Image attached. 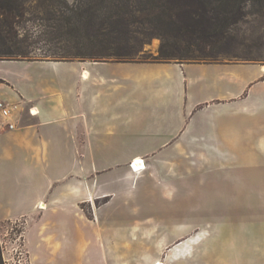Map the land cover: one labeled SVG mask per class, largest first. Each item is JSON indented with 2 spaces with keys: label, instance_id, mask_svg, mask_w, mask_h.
<instances>
[{
  "label": "crops",
  "instance_id": "obj_1",
  "mask_svg": "<svg viewBox=\"0 0 264 264\" xmlns=\"http://www.w3.org/2000/svg\"><path fill=\"white\" fill-rule=\"evenodd\" d=\"M0 100L12 106L0 112V236L20 222L29 264H78L84 205L93 228L111 200L125 205L143 187L176 199L195 194L196 178L199 198L212 180L214 200L197 205L212 211V241L192 255L160 251L192 205L180 220L135 221L158 244L141 264H205L212 247L213 264H264V64L0 59Z\"/></svg>",
  "mask_w": 264,
  "mask_h": 264
},
{
  "label": "trees",
  "instance_id": "obj_2",
  "mask_svg": "<svg viewBox=\"0 0 264 264\" xmlns=\"http://www.w3.org/2000/svg\"><path fill=\"white\" fill-rule=\"evenodd\" d=\"M250 1L0 0V59L213 62Z\"/></svg>",
  "mask_w": 264,
  "mask_h": 264
},
{
  "label": "rangeland",
  "instance_id": "obj_3",
  "mask_svg": "<svg viewBox=\"0 0 264 264\" xmlns=\"http://www.w3.org/2000/svg\"><path fill=\"white\" fill-rule=\"evenodd\" d=\"M159 46L160 39L152 38L144 49L146 53L155 56L158 54ZM219 48V55L214 58L215 61H253L264 64V0L250 1L247 5V13L232 28L230 37L225 39ZM205 181V184L201 186L200 196L203 198V202L209 203L214 200L212 180L208 178ZM145 183L148 184L144 181ZM140 185L141 182H138V190ZM190 185L195 194L178 195L176 199L173 197L165 199L162 194L156 196L153 193H146L145 187H143V190L139 194L136 193L132 200L125 201V205L111 200L108 204H104L103 210L100 211V220L96 218L99 223L92 220L93 228H90L87 223L93 219L91 211L88 210V205H84L83 214L79 211L77 215V236H85L89 242H79L77 245L78 264H113V260L108 255L112 249L115 250L113 256L117 260L114 261L115 264H141L139 257L141 252L148 246L153 249L152 251H156L158 244L153 241L145 243L141 239L143 227H135L134 222L140 221L149 224L154 221L156 216L157 219L167 216L170 220L173 218L180 220L181 214L178 209L184 207L183 210L187 212V205H192L188 225L180 227L178 236V233H175L177 242L159 244L163 247L160 251L163 254L173 251L175 256L187 253L196 254L202 236L206 235L207 240L212 241L213 216L210 210L206 212L198 210L197 205L201 198L196 193L197 178L191 179ZM186 212L184 211V213ZM103 219L108 222V225L104 224ZM3 229L5 232L1 233L0 247L2 252L4 251V254L1 253L4 264H29L23 248L20 222H7ZM113 234H118L117 242L112 240ZM151 234L154 235V233ZM206 246L208 248V246H212V243H207ZM213 252V247L208 249L206 254L201 257L202 263L213 264ZM191 262L197 263L196 259H191Z\"/></svg>",
  "mask_w": 264,
  "mask_h": 264
},
{
  "label": "built area",
  "instance_id": "obj_4",
  "mask_svg": "<svg viewBox=\"0 0 264 264\" xmlns=\"http://www.w3.org/2000/svg\"><path fill=\"white\" fill-rule=\"evenodd\" d=\"M11 111H12V106L6 102L0 100V112L5 118L10 117ZM14 125L15 124L13 122H10V121H8L6 123V127L9 129L14 128ZM135 161L136 160H133V162L131 163V165L133 166L134 169H136L135 163H134ZM13 223H16V222H13ZM19 253L22 254L21 252H19Z\"/></svg>",
  "mask_w": 264,
  "mask_h": 264
},
{
  "label": "bare ground",
  "instance_id": "obj_5",
  "mask_svg": "<svg viewBox=\"0 0 264 264\" xmlns=\"http://www.w3.org/2000/svg\"><path fill=\"white\" fill-rule=\"evenodd\" d=\"M142 160H137L135 163L136 169L137 168H144V165H142ZM157 264H162L161 262H158Z\"/></svg>",
  "mask_w": 264,
  "mask_h": 264
}]
</instances>
